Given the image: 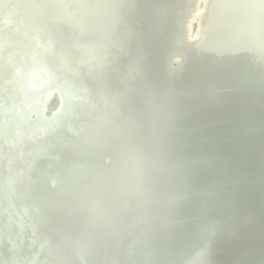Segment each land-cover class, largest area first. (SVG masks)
<instances>
[{
  "label": "bare ground",
  "instance_id": "obj_1",
  "mask_svg": "<svg viewBox=\"0 0 264 264\" xmlns=\"http://www.w3.org/2000/svg\"><path fill=\"white\" fill-rule=\"evenodd\" d=\"M0 264H264V0H0Z\"/></svg>",
  "mask_w": 264,
  "mask_h": 264
},
{
  "label": "water",
  "instance_id": "obj_2",
  "mask_svg": "<svg viewBox=\"0 0 264 264\" xmlns=\"http://www.w3.org/2000/svg\"><path fill=\"white\" fill-rule=\"evenodd\" d=\"M204 10H205V8H202L200 11H204ZM9 41L14 42L12 39H9ZM8 201H9V199H8ZM38 254H40V252H38Z\"/></svg>",
  "mask_w": 264,
  "mask_h": 264
}]
</instances>
